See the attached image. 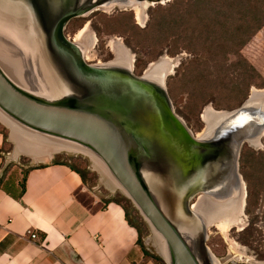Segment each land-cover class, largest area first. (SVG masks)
I'll list each match as a JSON object with an SVG mask.
<instances>
[{"label":"water","instance_id":"95a60500","mask_svg":"<svg viewBox=\"0 0 264 264\" xmlns=\"http://www.w3.org/2000/svg\"><path fill=\"white\" fill-rule=\"evenodd\" d=\"M127 2L142 0H0V23L16 35L26 31L23 39L6 30L10 36L0 37L14 44L34 84L24 89L0 69V113L24 130L96 155L164 241V264H216L205 245L206 225L190 202L197 195L225 196L237 177L244 183L238 173L240 147L258 126L264 135V110L248 119H242L241 111L211 139L201 140L175 113L166 79L158 84L143 73L136 75L133 63L124 68L107 65L111 60L87 62L78 44L64 34L66 24ZM249 97L230 112L241 110ZM0 123L11 139L9 126ZM187 226L199 229L197 254L186 241Z\"/></svg>","mask_w":264,"mask_h":264},{"label":"rangeland","instance_id":"374dc122","mask_svg":"<svg viewBox=\"0 0 264 264\" xmlns=\"http://www.w3.org/2000/svg\"><path fill=\"white\" fill-rule=\"evenodd\" d=\"M153 1L155 0H145L142 7L136 5V7L138 6L137 12L131 7H129L131 10L129 8L119 10L114 7L93 11L87 17L78 19L84 21L74 31V34L78 35L81 32L82 36L88 39L85 52L93 57L92 63L113 60L115 58L113 47L118 44L124 47L132 58L134 73H138V69L141 67L140 74H142L150 64L166 59L169 64L167 75L165 74L166 89L173 109L192 132L199 135L206 127V123L201 117L205 110L229 112L241 105L244 100L243 91L231 92V89L245 66L253 69L258 75L257 79L252 78L249 81L251 84L245 98L252 90L259 91L264 88V23L252 35L244 38L240 48L230 47L226 50L222 67L218 70L206 50L199 46L194 49L188 48L190 43L200 44L197 36L201 34V23L198 22L196 16L184 12L185 17L182 20L178 19L174 27L169 30L160 31L156 28H149L152 16L154 18L156 14V11L151 13L150 9L154 10L156 6L165 7L173 0H161V3ZM70 29H72V25L66 27L65 33L71 36ZM195 59L206 63L205 73L209 79L220 76V79L217 80L218 84L209 83L208 78L203 79V73L198 75L194 70L191 73V62ZM240 59L244 63L238 65L237 61ZM200 93L203 95L201 96ZM0 121L6 123L1 116ZM5 129L8 133V129ZM262 132L257 145H252L247 140L240 147L238 173L242 180V172L248 171L241 162L242 153L246 150L264 153ZM14 136L15 134L11 130V140ZM12 142L14 143L13 140ZM40 145L42 151L36 153L38 156L35 158L23 150L17 152L16 149L15 151L27 162L42 164L50 161H62L77 165L86 169L85 178L88 187H92L100 195L111 197L114 200L128 199L104 166L94 157L73 146L65 147L43 143ZM14 148H16L15 144ZM25 148L27 147H23V149ZM43 151L48 153H42ZM259 177L263 183L259 191L256 190L257 193L249 197L247 206L245 201L247 195H244L243 208H237L228 213L226 218L202 212L208 225L205 245L218 264H264V171L259 174ZM243 184L242 188L246 194V183ZM198 196L192 199L191 205L198 202ZM201 199L204 200V197ZM128 201L131 205L129 208L132 211L136 210L140 215L132 202L129 199ZM141 218L143 219L142 216ZM224 220L226 229L220 230L217 225L224 223ZM143 221L145 228H142L141 231V245L147 248L156 264H162L166 255L164 241L148 226L144 219ZM244 228H246L245 231Z\"/></svg>","mask_w":264,"mask_h":264},{"label":"crops","instance_id":"0c3cea01","mask_svg":"<svg viewBox=\"0 0 264 264\" xmlns=\"http://www.w3.org/2000/svg\"><path fill=\"white\" fill-rule=\"evenodd\" d=\"M137 240L113 198L65 162L25 161L0 129V264H156Z\"/></svg>","mask_w":264,"mask_h":264},{"label":"trees","instance_id":"16d2710c","mask_svg":"<svg viewBox=\"0 0 264 264\" xmlns=\"http://www.w3.org/2000/svg\"><path fill=\"white\" fill-rule=\"evenodd\" d=\"M153 11H156V14L154 18L152 16L149 28H156L160 31L173 28L178 19L182 20L185 17V13L196 16L198 22L201 23V34L197 36L200 44L190 43L188 48L194 49L199 46L206 50L213 60L212 63L217 66L218 70L222 67L226 50L230 47L240 48L244 42V38L252 35L264 23V0H173L165 7L156 6L154 10L150 9L151 13ZM234 23L237 24L235 25ZM191 63V73L194 70L198 75L203 73V79L208 78L205 73L207 66L204 61L195 59ZM242 63L244 62L241 59L237 61L238 65ZM234 64L236 65V62ZM141 70L142 68L140 67L138 73L135 72L136 75H140ZM252 78L257 79L258 75L253 69L245 66L231 89V92L243 91V102L246 100L245 97L251 84L249 81ZM219 79L220 76H214L209 79V83L218 84L217 80ZM200 95L202 96L203 93H200ZM0 129L6 138L8 134L7 130L3 126ZM241 158L242 164L248 169L247 172H242L243 180L246 183L247 196L245 201L247 206L249 197L254 196L263 183L259 174L264 171V153L246 150L242 153ZM67 164L86 181V169L71 163ZM123 200L114 201L123 208L128 224L136 229L138 233L137 241L144 255L153 259L147 249L141 245V231L142 228H145V222L137 214L136 210L134 211L133 209L132 211L129 208L131 205L128 203V199ZM243 230L245 231L246 228Z\"/></svg>","mask_w":264,"mask_h":264},{"label":"bare ground","instance_id":"6f19581e","mask_svg":"<svg viewBox=\"0 0 264 264\" xmlns=\"http://www.w3.org/2000/svg\"><path fill=\"white\" fill-rule=\"evenodd\" d=\"M128 3L129 2L125 3L124 5H121V4L115 5V7L126 6V5H128ZM144 3H145V0H142V2L139 4H137L136 2H131V4L129 3L130 5H128V6L131 7V9L133 8L135 10V12H137L138 6L142 7V5ZM136 5H138V6L136 7ZM101 8H112V6L110 5V6H105V7H101ZM9 28H10V30H8L5 26H3L0 23V35H9L4 30L10 32V35H11V36L9 35L10 37L16 35L15 33H17V31L13 30L12 27H9ZM16 36H19V37H16L17 39H19V38L23 39V37L24 38L26 37V31H21ZM73 41L76 44H78V46L81 48V50L84 54L85 60L90 61V62L93 61V57L91 55H89L88 52H85L86 47L88 46V39L86 37L84 38L82 36L81 32L74 37ZM8 45L5 42V40L0 37V69L8 77V79H10V81H12L13 83L19 85L20 87H22L24 89L29 90L30 85L31 84L34 85L31 82L32 79L28 75L25 74V70L23 67L24 63L21 61L20 56L17 55V53H15L14 44H13L14 48L12 46H10V45L8 46ZM113 52L115 54V58L113 60H111L110 62H108L107 65H114V66H120V67H124V68H128V67L131 68L133 60L128 55L129 53L124 47H122L120 44H118L117 46L113 47ZM98 64H100V63H98ZM168 65L169 64H168L166 59H161L156 63L150 64L148 69L146 68L145 71L142 72L143 76L151 82L160 84L165 79V77L167 75L166 73L168 71ZM40 94H44V91H41ZM45 96H48V93H47V95H44V97ZM259 109H260V111L264 110V89L261 91L252 90L247 103L239 111L236 110L233 112H230V111L225 112V111H214L212 109L205 110L204 113L201 115L202 120L206 123L205 129L199 135L195 134L194 132L193 133H194V135H196V137L198 139H201V140L211 139L215 135V133L218 131V129L221 126H223L225 120L229 119L230 117L236 115L237 113H239L241 111H243V112L245 111L244 112L245 114H244V116H242V119H248L251 116L253 117L254 112H256ZM0 116L2 117V119L4 121H6V123L9 125V127L11 128L13 133L15 134V136L12 138V140L14 141V144L16 145L17 152H20L21 150H23V151L27 152L28 155H31L35 158L38 156V155H36V153H38L39 151L40 152L42 151L40 148L41 143H43L45 145H63L65 147L73 146V147L77 148L79 151L84 152V153L94 157L95 159H97V161L99 163L102 164V162L100 161V159L96 155H94L93 153H91L90 151H88L86 149H83V148H81L75 144H72V143L64 142L61 140H56V139L46 137V136L38 134V133H33V132L28 131V130H24V129L20 128L19 126L11 123L1 113H0ZM262 131H263V126H261V127L258 126L257 130L254 133L255 135H253L251 138L248 139L250 141V144H252V145L258 144V142H259L258 138H259V135L261 134ZM23 147H27V148H25L27 150L23 149ZM42 153H48V152L43 151ZM104 168H105V166H104ZM242 186H243V184H242L240 178L237 177L236 181L231 183V188L225 196H221V195L214 196V195H210V194L205 195V196L200 195L198 197H204V200L199 199L197 204L191 205V209H192V211H194L197 214V216L206 225V227H208L206 220L202 215V212L215 214V217L218 216V217H225L226 218V216H228L227 215L228 213L235 211L237 208H240V209L243 208V204H244L243 200H244L245 194H244ZM120 188L122 189V187H120ZM123 192H124V190H123ZM208 199H211V200H208ZM217 226H218V228H220V230L226 229L225 220H224V223H219ZM190 227L191 226H187V228H190ZM198 235H199V229L196 226V228L194 227L191 229L190 235L187 236V238H186L188 245L192 248V250L195 254H197L196 240L198 238ZM163 246L166 250L165 245H163ZM210 254H212V253H210ZM164 260L168 261L167 253L165 255ZM215 262H216V260H215ZM216 264H217V262H216Z\"/></svg>","mask_w":264,"mask_h":264},{"label":"flooded vegetation","instance_id":"af4514ba","mask_svg":"<svg viewBox=\"0 0 264 264\" xmlns=\"http://www.w3.org/2000/svg\"><path fill=\"white\" fill-rule=\"evenodd\" d=\"M93 12V11H92ZM91 13V12H90ZM90 13H87L86 15H84V16H78V17H74V18H72V19H70L69 21H68V23L66 24V26H65V28H64V34L67 36V37H69L70 39H74V37L76 36L75 34H74V31L78 28V27H80L81 26V24H82V22L84 21V20H82V21H80V20H78L79 18H83V17H87ZM72 22H74V23H72ZM68 25H72V29H70V32H71V36L70 35H67L66 33H65V29H66V27L68 26ZM74 25V26H73ZM73 35H75V36H73ZM72 36H73V38H72ZM200 134V133H199ZM201 198H203V197H199V199H201ZM192 201V200H191ZM191 203V202H190ZM197 204V203H196ZM195 205V204H194ZM193 205V206H194Z\"/></svg>","mask_w":264,"mask_h":264},{"label":"built area","instance_id":"2783aa9c","mask_svg":"<svg viewBox=\"0 0 264 264\" xmlns=\"http://www.w3.org/2000/svg\"><path fill=\"white\" fill-rule=\"evenodd\" d=\"M27 234L32 240L36 238V234L34 233V231H28Z\"/></svg>","mask_w":264,"mask_h":264}]
</instances>
